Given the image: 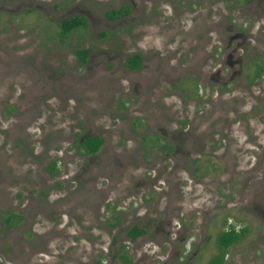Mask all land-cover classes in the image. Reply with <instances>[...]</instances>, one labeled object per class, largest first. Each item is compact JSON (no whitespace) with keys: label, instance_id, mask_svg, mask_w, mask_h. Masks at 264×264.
<instances>
[{"label":"rangeland","instance_id":"1","mask_svg":"<svg viewBox=\"0 0 264 264\" xmlns=\"http://www.w3.org/2000/svg\"><path fill=\"white\" fill-rule=\"evenodd\" d=\"M263 111L264 0H0V264H208L227 218L223 264H264Z\"/></svg>","mask_w":264,"mask_h":264},{"label":"trees","instance_id":"2","mask_svg":"<svg viewBox=\"0 0 264 264\" xmlns=\"http://www.w3.org/2000/svg\"><path fill=\"white\" fill-rule=\"evenodd\" d=\"M128 6L120 7L117 10H110L107 11L105 16L110 19H117L121 16H124L128 12ZM86 24V21L83 16L81 15H73L68 18H64L62 20L57 21V26L59 27V36H65L68 34L71 30L78 28V27H84ZM75 54L77 56V59L79 62H85L87 59L88 51L86 49H77L75 51ZM124 65L130 69H138L141 65L140 56L139 54L129 55ZM102 143V139L99 136H92L88 137L83 140L81 143L82 146L85 148L86 152H93L95 151L99 145ZM53 169V163H51L49 167V171L51 172ZM9 215L5 217V220L8 221ZM144 232L142 228H138L137 226H132L129 228L126 232L127 236H129L131 239L135 238L136 236L141 235ZM240 236L237 234H222L217 239L219 254L216 256H213L208 264H220L221 263V256L226 250V248L231 244L232 242L236 241ZM119 259L123 263H127L129 261V258L126 255H123L120 253L118 255Z\"/></svg>","mask_w":264,"mask_h":264},{"label":"flooded vegetation","instance_id":"3","mask_svg":"<svg viewBox=\"0 0 264 264\" xmlns=\"http://www.w3.org/2000/svg\"><path fill=\"white\" fill-rule=\"evenodd\" d=\"M246 2H250V1H252V0H245ZM120 7H118L117 9H119ZM117 9H115V10H117ZM128 13V12H127ZM126 13V14H127ZM125 14V15H126ZM73 15H77V14H73ZM73 15H68V16H65V17H62V18H60V19H58V20H56L55 21V24H57V21H59V20H62V19H64V18H68V17H70V16H73ZM124 15V16H125ZM82 16V15H81ZM121 17H123V16H121ZM121 17H119V18H121ZM119 18H117V19H119ZM85 19V18H84ZM108 19H110V18H108ZM110 20H115V19H110ZM67 35V34H66ZM65 35V36H66ZM64 36V37H65ZM125 66V65H124ZM256 66V64L254 65V67ZM126 67V66H125ZM128 70H130V71H134V70H137V69H130V68H128V67H126ZM258 68V67H257ZM256 67H255V69H257ZM254 76L255 77H253L252 79H250V81L251 82H253L254 80H256V79H258L257 77V75H256V72H254ZM264 112V111H263ZM249 114V117H246L247 119H244L243 121H241L242 123H243V127H247L248 125H249V121L251 122V119H252V115H253V113L252 112H249L248 113ZM261 114H263V116H264V113H261ZM258 116H261L260 114L258 115ZM250 118V120H248ZM262 119H263V117H262ZM176 133H177V135H179V133H181V132H179V129H177V131H176ZM181 134H183V133H181ZM92 136H99L101 139H102V137L100 136V135H91V136H88V137H92ZM88 137H86V138H88ZM86 138H84V139H86ZM84 139H82L80 142H79V144H78V150L74 147V150L77 152V153H81L82 155H89V154H93L95 151H93V152H86L85 151V148L82 146V142H83V140ZM147 139H149V141L152 143V144H155L156 145V147L158 148V149H160V150H162L165 154H167V152H170V150H171V147L167 144V143H164V142H161V139H162V137L161 136H159V137H157L156 135H153V136H147ZM72 142H73V138L71 139V142H70V144L72 145ZM101 145V144H100ZM99 145V146H100ZM202 145V144H201ZM68 146V145H67ZM69 154V153H68ZM73 154L71 153L70 155H68V157H70V161H72V162H74V158H73ZM258 163L260 162V158L258 159V161H257ZM53 163V165H54V162H52ZM53 168H54V166H53ZM66 169H68V170H71V168L70 167H67ZM53 171V170H52ZM55 171V170H54ZM53 171V172H54ZM52 172V173H53ZM251 181H253V178L252 179H250ZM250 181V182H251ZM245 183H247V180H246V182ZM150 184H149V182L148 181H146V180H144V179H140L138 182H135V189H136V187H147V186H149ZM243 191H244V194L241 196V198H242V200L244 201V202H246L245 203V205H250L249 204V202L247 201V199H246V192H247V189H246V186L245 187H243ZM120 201L116 204V206L115 207H113L114 208V212L115 213H118V210H122L124 207H121L120 206ZM122 208V209H121ZM178 211H179V209L177 208L176 209V212H174V213H171L170 214V216H175V217H177L178 216ZM170 216H168V217H170ZM262 217L264 218V212H263V215H262ZM170 220H171V218H166V226H169V225H171V223H170ZM223 220V219H222ZM221 220V222L223 223V230L222 231H220L217 235H216V239H215V241H216V243H217V239H218V237H220L222 234H229V233H232V234H237V235H239V236H241L243 233H246V231L248 230V226L247 225H245V224H239L237 221H234V220H232L231 218H227V219H225L224 221H222ZM175 223H177V227H176V230H178V232H179V223L178 222H176L175 221ZM133 226H135V225H133ZM132 227V226H131ZM130 227V228H131ZM138 228H142L143 230H144V232L141 234V235H143L145 232H146V230H147V228L144 226V224H141L140 225V227H138ZM174 232V231H173ZM172 231H171V229H167L164 233H165V236L168 238V239H171V237H170V235H171V233H173ZM140 236V235H139ZM138 236H136L135 238H137ZM127 238H128V240H133V239H135V238H133V239H131L129 236H127ZM178 239V240H177ZM174 240H177V242L179 241V238H177V235H176V237H174ZM163 243H166V241L164 242V240H163ZM233 243V242H232ZM231 243V244H232ZM231 244H229V246L231 245ZM228 246V247H229ZM227 247V248H228ZM227 248H226V250H227ZM226 250L224 251V253L222 254V256H221V263L220 264H223L226 260H227V254H226ZM176 254L177 253H175L174 254V256H176ZM217 254H219V249H218V246H217V252L215 253V254H213L209 259H208V261H207V263L209 262V260L213 257V256H216ZM184 255H186L185 253H184ZM168 256V255H167ZM188 257V256H187ZM180 261H181V264H187V262H189V260H187L186 261V263H185V261L183 260V258H181L180 257ZM161 264H167V262L166 261H162V263Z\"/></svg>","mask_w":264,"mask_h":264}]
</instances>
